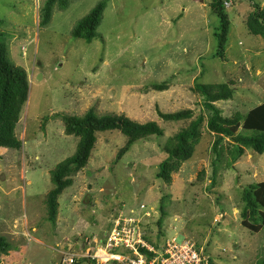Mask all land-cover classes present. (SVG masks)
I'll use <instances>...</instances> for the list:
<instances>
[{
  "label": "rangeland",
  "instance_id": "rangeland-1",
  "mask_svg": "<svg viewBox=\"0 0 264 264\" xmlns=\"http://www.w3.org/2000/svg\"><path fill=\"white\" fill-rule=\"evenodd\" d=\"M100 1L51 0L43 24L49 0H0V41L29 83L14 130L21 147L0 148V235L11 245L0 264H61L68 249L102 239L122 207L142 217L140 231L156 246L190 240L211 264H264V226L252 232L240 217L243 188L264 181V154L244 148L232 162V143L225 139L215 158L214 134L205 124L210 113L195 88L227 84L232 97L214 102L225 117L244 116L264 102V42L246 25L254 3L264 10V0H223L230 5L224 6L229 30L221 56L214 55L218 19L209 0H104L97 37L88 43L74 38L76 23ZM200 107L201 136L190 158L169 181L159 180L164 147ZM90 109L154 121L163 135L141 139L118 156L127 138L118 130L97 132L86 165L69 175L71 185L58 196L50 222L44 200L53 187L50 171L78 142L65 133L61 115L80 117ZM185 109L191 117L177 121L157 113Z\"/></svg>",
  "mask_w": 264,
  "mask_h": 264
},
{
  "label": "trees",
  "instance_id": "trees-1",
  "mask_svg": "<svg viewBox=\"0 0 264 264\" xmlns=\"http://www.w3.org/2000/svg\"><path fill=\"white\" fill-rule=\"evenodd\" d=\"M209 2L218 19V25L214 27L213 32L217 44L214 55L221 56L229 30V20L224 10L223 0H209ZM50 4L51 0L45 5L43 24L47 22ZM105 5L104 0L98 2L86 16L76 23L72 36L81 38L86 43L97 37L96 27ZM246 25L251 34L259 36L264 42V10L260 9L257 3H254V10L249 14ZM28 88L29 83L25 70L14 65L9 58L6 45L0 41V147L10 149L21 147V141L16 137L14 130L21 108L27 100ZM195 88L203 96V106L210 113L205 124L206 128L214 134L211 151L215 158L219 156V149L225 139H229L232 143V162L243 154L244 148L264 154V102L250 109L244 116L240 112H235L230 117H225L214 102L229 100L232 97V89L227 84L206 86L196 83ZM157 113L163 120L177 121L190 118L192 110L185 109L175 113L158 111ZM61 118L64 122L65 133L78 137V142L74 154L50 171L53 187L44 199L47 219L50 222H54L57 214L58 196L71 185L69 175L86 165L94 147L97 132L118 130L127 138L126 144L117 153L118 156L141 139L163 135L162 129L156 122L139 123L122 114L98 116L90 109L80 117L61 115ZM203 120V111L200 107L198 115L189 126L174 135V144L164 147L163 150L167 157L158 164L156 177L159 180L169 181L170 173L178 169L179 162L190 158L193 146L201 136L200 125ZM241 202L243 203L240 212L241 225L252 232H258L264 226V181L245 186L242 190ZM164 216L163 207L160 206L157 218L159 228L162 226ZM10 247L6 238L0 235V258L3 254H7Z\"/></svg>",
  "mask_w": 264,
  "mask_h": 264
},
{
  "label": "built area",
  "instance_id": "built-area-1",
  "mask_svg": "<svg viewBox=\"0 0 264 264\" xmlns=\"http://www.w3.org/2000/svg\"><path fill=\"white\" fill-rule=\"evenodd\" d=\"M223 3L230 5L229 1ZM132 212L123 207L118 209L102 239L92 247L84 241L78 249H68L62 253L61 264H74L81 259L94 264H210L208 254L190 240L178 243L176 238H171L158 246L148 242L140 231L142 217H134Z\"/></svg>",
  "mask_w": 264,
  "mask_h": 264
},
{
  "label": "crops",
  "instance_id": "crops-1",
  "mask_svg": "<svg viewBox=\"0 0 264 264\" xmlns=\"http://www.w3.org/2000/svg\"><path fill=\"white\" fill-rule=\"evenodd\" d=\"M0 148H3V147H0Z\"/></svg>",
  "mask_w": 264,
  "mask_h": 264
},
{
  "label": "water",
  "instance_id": "water-1",
  "mask_svg": "<svg viewBox=\"0 0 264 264\" xmlns=\"http://www.w3.org/2000/svg\"><path fill=\"white\" fill-rule=\"evenodd\" d=\"M39 77V76H38Z\"/></svg>",
  "mask_w": 264,
  "mask_h": 264
}]
</instances>
